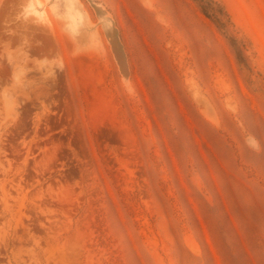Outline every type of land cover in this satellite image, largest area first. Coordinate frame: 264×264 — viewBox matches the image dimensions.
<instances>
[{
	"label": "rangeland",
	"instance_id": "rangeland-1",
	"mask_svg": "<svg viewBox=\"0 0 264 264\" xmlns=\"http://www.w3.org/2000/svg\"><path fill=\"white\" fill-rule=\"evenodd\" d=\"M40 1L0 0V264H264V0Z\"/></svg>",
	"mask_w": 264,
	"mask_h": 264
},
{
	"label": "trees",
	"instance_id": "trees-1",
	"mask_svg": "<svg viewBox=\"0 0 264 264\" xmlns=\"http://www.w3.org/2000/svg\"><path fill=\"white\" fill-rule=\"evenodd\" d=\"M207 12H211L212 16L216 19L217 23L221 26H226V24L222 21V17L225 16L222 9L215 3L214 1L210 0L206 3Z\"/></svg>",
	"mask_w": 264,
	"mask_h": 264
},
{
	"label": "water",
	"instance_id": "water-1",
	"mask_svg": "<svg viewBox=\"0 0 264 264\" xmlns=\"http://www.w3.org/2000/svg\"><path fill=\"white\" fill-rule=\"evenodd\" d=\"M113 44H114V46L120 51L119 52V60L122 62V64H123V66H125V58H124V54L122 53V51H121V46H120V44L118 43V39H117V37L114 35V37H113Z\"/></svg>",
	"mask_w": 264,
	"mask_h": 264
},
{
	"label": "bare ground",
	"instance_id": "bare-ground-1",
	"mask_svg": "<svg viewBox=\"0 0 264 264\" xmlns=\"http://www.w3.org/2000/svg\"><path fill=\"white\" fill-rule=\"evenodd\" d=\"M37 1V3L39 4V5H43V3H42V1H40V0H36ZM36 13V15H37V13L38 12H35ZM39 15V14H38ZM115 49V48H114ZM115 51V54H116V56H117V59H118V64H119V66H120V68L122 69V71H123V73H124V75L126 76V72H125V69H124V66H123V64H122V62L119 60V50H117V49H115L114 50ZM91 54V53H90ZM94 56V55H93ZM93 70V69H92ZM124 136V135H123ZM126 136V135H125ZM124 136V137H125ZM123 137V138H124ZM126 138V137H125Z\"/></svg>",
	"mask_w": 264,
	"mask_h": 264
}]
</instances>
